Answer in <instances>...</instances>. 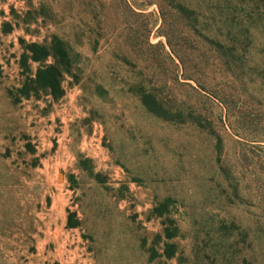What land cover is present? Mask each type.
Segmentation results:
<instances>
[{
    "label": "rangeland",
    "instance_id": "rangeland-1",
    "mask_svg": "<svg viewBox=\"0 0 264 264\" xmlns=\"http://www.w3.org/2000/svg\"><path fill=\"white\" fill-rule=\"evenodd\" d=\"M148 1L0 0V264H264V0Z\"/></svg>",
    "mask_w": 264,
    "mask_h": 264
},
{
    "label": "trees",
    "instance_id": "trees-1",
    "mask_svg": "<svg viewBox=\"0 0 264 264\" xmlns=\"http://www.w3.org/2000/svg\"><path fill=\"white\" fill-rule=\"evenodd\" d=\"M122 1L128 7H132L133 5H135L134 3H132V0H122ZM148 3L149 5L157 4L156 0H149ZM180 8L183 9L181 5ZM34 82L42 84V86L46 89L49 88L59 89L61 84V72H59L58 69H56L54 66L51 65L41 66L37 69L35 73ZM26 96H27L26 94H22V97H26ZM75 227H77L76 224L74 223L69 224V228H75Z\"/></svg>",
    "mask_w": 264,
    "mask_h": 264
}]
</instances>
